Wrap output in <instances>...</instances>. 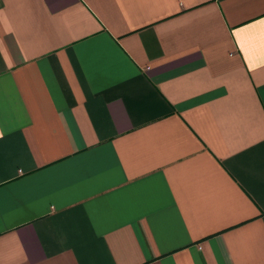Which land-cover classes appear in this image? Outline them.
<instances>
[{"label": "crops", "instance_id": "0c3cea01", "mask_svg": "<svg viewBox=\"0 0 264 264\" xmlns=\"http://www.w3.org/2000/svg\"><path fill=\"white\" fill-rule=\"evenodd\" d=\"M0 264H264V0H0Z\"/></svg>", "mask_w": 264, "mask_h": 264}]
</instances>
